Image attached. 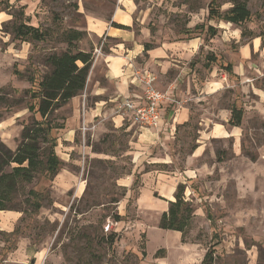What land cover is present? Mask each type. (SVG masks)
Returning <instances> with one entry per match:
<instances>
[{
  "label": "rangeland",
  "instance_id": "1",
  "mask_svg": "<svg viewBox=\"0 0 264 264\" xmlns=\"http://www.w3.org/2000/svg\"><path fill=\"white\" fill-rule=\"evenodd\" d=\"M133 1L134 18H146L152 47L202 39L194 55L162 54L161 60L171 64L167 82L152 67L141 68L166 82L164 89L173 82V106L182 116L174 139L160 154L169 155L172 164L165 169L175 170V182L185 187L182 201L194 211L183 227L184 241L176 232L158 228L162 213L135 210L140 182L134 188L126 184L134 170L127 155L129 138L108 118L84 122L90 99L81 92L76 106L67 103L46 117L59 126L73 112L79 114L73 149L68 159L62 156V131L52 132L60 170L50 182L38 171L30 184L18 189L12 201L21 214L18 236L4 245L0 257L14 253L6 264H200L212 252L205 264H264V44L251 51L253 37L264 43V0H240L251 14L242 26L249 36L239 37L241 28L213 20L219 30L206 41L212 0ZM231 1L215 3L223 12ZM114 8L115 0H0V144L14 151L21 143L23 126L33 116L26 108L33 87L28 76L38 82L47 72V55L66 48L63 31L81 27L84 14L109 18ZM19 22L44 31V41L13 39V26ZM194 24L203 27L194 29ZM140 29L136 22L134 30ZM111 44L86 36L77 46L95 59L97 51ZM242 48L249 51L246 57ZM211 56L214 61L207 59ZM227 64L232 76L224 71ZM233 109L241 111L237 128L227 123ZM41 148L38 161L46 156L47 146ZM31 189L43 194L36 215L27 194ZM4 239L0 235L2 243Z\"/></svg>",
  "mask_w": 264,
  "mask_h": 264
},
{
  "label": "crops",
  "instance_id": "2",
  "mask_svg": "<svg viewBox=\"0 0 264 264\" xmlns=\"http://www.w3.org/2000/svg\"><path fill=\"white\" fill-rule=\"evenodd\" d=\"M115 6L116 8L112 10L109 18H95L84 14L82 26L72 28L84 32L83 38L89 36L97 40L106 39L112 41L111 45L104 46L102 53L100 51V53L96 54L90 67L85 88L82 91L90 99L89 104L84 108L83 119L84 122L90 123L92 121L98 122L102 121L104 118H108V121L112 122L115 130H122L127 134L129 138L127 155H130V161L134 170H132L129 177H127L126 184L130 185L132 183V187L134 188L136 187L137 181L140 182L134 202L135 210L141 213L155 212L161 214L167 210L169 202L174 201L177 186L179 184L184 185L181 182H175V180H177V174L174 173L175 170L171 169L168 171L165 169L172 164L169 155L165 153H162L163 155L160 154L161 149H166L169 141L174 139L176 126L182 119V116L177 113V110L173 106V82H169L166 84L167 87L165 89L163 88L164 83L168 80L166 74L171 64L161 60V56L162 54L169 55V53H173L174 51H176L177 57L180 54L185 56L194 55L202 46V39L194 38L183 43H171L167 41L161 43L159 47L154 48L150 45L154 43L149 41L152 38V33L145 25L146 18H134L135 11L137 10L134 1L115 0ZM1 12L0 16L2 15ZM207 21L209 22L208 25L215 29V32L213 35V32L207 31L206 27L204 41H206V39H213L217 36L219 30V28L213 27L210 23L213 20L207 19ZM136 22H139L141 27L138 32L134 30ZM221 23L229 26L232 25L230 23ZM113 24L122 26L125 29L114 27ZM196 26L199 28L203 27L194 24V29ZM239 37H242L241 31ZM92 43L94 49L97 48L98 44ZM263 44V40L260 37H253L251 41V51L258 50ZM241 54L246 57L249 51L242 48ZM207 59L214 61L213 56ZM229 65L231 67L230 73L226 70V67ZM144 67H152L159 74L160 80L165 78L166 81L162 83L160 80H156L154 83L157 90H166V100L159 105L160 118L157 127L150 129H140L129 120L121 118L113 112V110H116L117 104L125 98L137 102L139 101L142 88L133 84L130 76L133 68L141 69ZM224 71L227 76H232V65L227 64L224 67ZM180 75L184 74L181 72ZM68 103L72 106H76V103H79V98L75 97ZM230 114V119L227 122L229 124H231L232 111ZM73 115L72 118L65 120L64 128L59 135L61 138H59L58 142L63 149L61 155L67 159L70 157L68 151L73 149L72 140L75 133L74 118L79 114L73 112ZM237 127L238 126H232V128ZM62 159L65 161L64 158ZM154 193H157L158 198L154 196ZM121 210L120 215L122 213ZM20 218L21 214L18 212L0 211V231L10 233L15 229ZM109 229L110 228H107V231ZM176 233L177 238L180 236L179 239L181 242V233ZM174 236L176 238V235ZM3 247L4 242L2 243L0 241V251ZM13 254L6 255L2 257V259L0 257V264H6L10 260H13ZM23 255L25 256V254Z\"/></svg>",
  "mask_w": 264,
  "mask_h": 264
},
{
  "label": "trees",
  "instance_id": "3",
  "mask_svg": "<svg viewBox=\"0 0 264 264\" xmlns=\"http://www.w3.org/2000/svg\"><path fill=\"white\" fill-rule=\"evenodd\" d=\"M250 18L251 14L246 1L233 0L231 7L223 12L220 11L215 0L208 5V20L230 23L241 28L242 37L249 36L242 26ZM113 26L125 29L122 26L114 24ZM207 31L213 32L214 35L215 29L208 25ZM12 35L13 39L20 42H42L45 39L44 31L24 22L14 24ZM83 36L84 32L74 29L63 31L62 41L66 48L58 53L50 52L47 55L43 64L47 72L38 82H35L33 75L28 76V81L33 86L28 90L30 103L26 107L29 113L33 114L31 122L23 126L21 143L14 151L0 144V211H16L12 206L14 195L19 188L21 189V185L30 184L33 181L36 172L40 171L45 180L50 182L60 170L62 162L55 153L57 138L52 136V132L62 130L64 123L52 126L46 121V117L77 97L85 88L93 56L91 51L78 48L77 43L82 40ZM226 70L230 73V65L226 67ZM14 73L21 75L16 71ZM240 121L241 111L233 109L230 123L236 127L239 126ZM41 146H47L44 149L46 153L44 161L37 160L39 152L43 149ZM12 165L15 167H11ZM6 167L10 168V171L4 172ZM39 167L42 169L38 170ZM184 188L182 184L177 186L174 201L169 202L167 210L162 212L158 222L159 229L181 233V241H184L185 236L183 227L189 216L194 214L191 206L182 201ZM27 194L30 198L31 213L36 215L42 207L43 194L32 189ZM208 219H211L210 216ZM0 235L5 238L4 245H9L10 240L18 236V230L14 229L10 233L0 231ZM211 253H208L207 259ZM206 258L201 264L207 263Z\"/></svg>",
  "mask_w": 264,
  "mask_h": 264
},
{
  "label": "built area",
  "instance_id": "4",
  "mask_svg": "<svg viewBox=\"0 0 264 264\" xmlns=\"http://www.w3.org/2000/svg\"><path fill=\"white\" fill-rule=\"evenodd\" d=\"M130 78L133 84L142 88L140 103L125 98L117 104L116 115L140 129L156 128L160 118L159 105L166 100V94L155 88L156 76L146 69L133 68ZM107 228H110V224Z\"/></svg>",
  "mask_w": 264,
  "mask_h": 264
}]
</instances>
